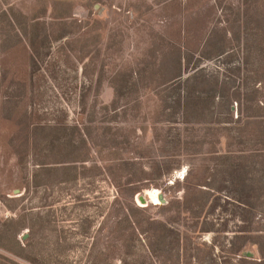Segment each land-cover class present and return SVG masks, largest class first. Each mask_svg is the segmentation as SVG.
Masks as SVG:
<instances>
[{"label": "rangeland", "instance_id": "374dc122", "mask_svg": "<svg viewBox=\"0 0 264 264\" xmlns=\"http://www.w3.org/2000/svg\"><path fill=\"white\" fill-rule=\"evenodd\" d=\"M259 245L264 0H0V264Z\"/></svg>", "mask_w": 264, "mask_h": 264}, {"label": "trees", "instance_id": "16d2710c", "mask_svg": "<svg viewBox=\"0 0 264 264\" xmlns=\"http://www.w3.org/2000/svg\"><path fill=\"white\" fill-rule=\"evenodd\" d=\"M202 71L200 69L198 70H195L186 80V83L187 82H190V80H197L198 79V76L200 75ZM181 76V75H179ZM191 91L190 90H184V100H188L191 96ZM198 99L199 100H202V96L199 95L198 96ZM178 104L180 105L181 103L178 102ZM257 249H258V253H259V257H253V256H250L247 254V251H241L239 250L238 252V260L236 262V264H264V249H263V246L259 245L257 246Z\"/></svg>", "mask_w": 264, "mask_h": 264}, {"label": "water", "instance_id": "95a60500", "mask_svg": "<svg viewBox=\"0 0 264 264\" xmlns=\"http://www.w3.org/2000/svg\"><path fill=\"white\" fill-rule=\"evenodd\" d=\"M15 193L18 194V193H19V190H16ZM139 199H140V201L143 202V203H146V202H147L146 199L144 198V196H140ZM159 199H160V202H161V203H165V202H166V199H165L161 194L159 195ZM26 235H27V234H26ZM248 255H249V254H248Z\"/></svg>", "mask_w": 264, "mask_h": 264}, {"label": "bare ground", "instance_id": "6f19581e", "mask_svg": "<svg viewBox=\"0 0 264 264\" xmlns=\"http://www.w3.org/2000/svg\"><path fill=\"white\" fill-rule=\"evenodd\" d=\"M156 195V194H155Z\"/></svg>", "mask_w": 264, "mask_h": 264}]
</instances>
